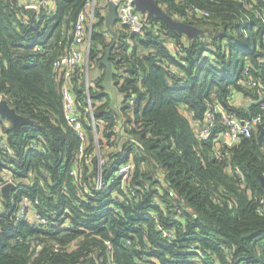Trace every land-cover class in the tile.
Segmentation results:
<instances>
[{"label": "trees", "instance_id": "16d2710c", "mask_svg": "<svg viewBox=\"0 0 264 264\" xmlns=\"http://www.w3.org/2000/svg\"><path fill=\"white\" fill-rule=\"evenodd\" d=\"M19 1L0 0V97L37 125L15 134L11 123L0 119V141H6V147H0V182L9 170L20 188L8 199L3 196L0 204V264H96L92 254L105 250V240H112L118 264H137L138 254L161 264H197L196 251L205 257L200 264H264V209L257 211L264 197L260 132L222 159L213 142L201 141L197 134L207 101H218L243 117L260 113L254 103L257 94L248 89L245 74L250 66L252 77L264 80L260 0H156L171 16L203 34L188 39L155 17L148 18L145 35L133 36L129 54L125 34L116 30L125 55L119 60L116 48L112 52L113 82L120 101L131 92L139 96L133 113L121 111L120 133L110 130L118 115L111 106V92L104 87L106 69L101 64L110 35L105 16L97 13L90 62L100 70L93 80V107L96 119L107 122L103 143L117 151L121 148L111 153L105 178L114 162L132 159L131 185L144 187V201L133 198L121 203L118 213L107 209L100 195L89 199L70 175L81 138L65 119L62 83L54 67L73 40L88 0H54L51 15L41 10L34 16ZM194 9L209 16H196L190 12ZM250 37L255 49L246 53L247 64L233 71L226 59L236 46H247ZM83 75L74 78L75 96L91 142L89 153L94 133L83 113ZM123 76L129 79L120 86ZM235 94L248 104L233 105ZM37 135L43 139L41 149L30 146ZM124 136L127 141L122 143ZM83 173L85 178L94 177L97 162L91 168L84 166ZM89 186L93 187L91 181ZM24 198L39 200L38 209L49 225L16 220ZM63 221L72 227L57 231L54 223ZM56 243L74 248L56 252Z\"/></svg>", "mask_w": 264, "mask_h": 264}, {"label": "built area", "instance_id": "2783aa9c", "mask_svg": "<svg viewBox=\"0 0 264 264\" xmlns=\"http://www.w3.org/2000/svg\"><path fill=\"white\" fill-rule=\"evenodd\" d=\"M29 1L33 3L34 6H29L28 3V6L26 5V9L28 7H35V15L41 10H47L48 15H51L55 9L54 0ZM238 1L242 2L243 0ZM110 2H114L118 6V21L116 26L121 28L122 32L125 34L123 38L124 42L129 45V47H127V53L129 54V52L133 50L131 48L133 46V36L135 34L141 36L145 35L147 21L149 18L147 15H143L137 11L134 0H88L76 23L73 40L67 46L65 55L59 58L54 67L55 72L59 76L62 83L61 92L63 97L65 119L69 126H71V128L81 138L79 154L70 175L81 185V187L84 188L89 199L100 195V198L102 199L99 200L104 199L106 201L107 209L112 208L118 213L121 203L132 201L133 198H138L144 201V187L131 185V182L134 179L135 169L132 159L125 163H117L118 165L114 162L112 167L113 171L109 174V178H105L104 167L107 163L109 164L111 162V153L115 151L116 153H119L121 152V148L117 151L115 147H111L110 143H103L101 134L107 126V122L96 119L92 100V89L95 87V83L93 81L94 78H91L89 73L95 68L94 65H91L90 56L92 49L91 38L93 28L97 22V13L101 12L105 16V12L107 11ZM260 2L261 9L259 10L258 15L264 22V0H260ZM190 12L196 16H209L207 12L200 9H194ZM115 48L117 51L116 53L120 54L119 60H122L121 54L123 53L121 49L123 48V45L120 43L116 44ZM247 67L248 68L245 73L247 77L246 85L248 89L254 90L257 94V99L254 103L259 107L260 113L243 117L237 111H228L224 108L223 104L218 101H214L213 103L207 101V109L204 115V120L197 129L198 138L201 141H212L214 144V152L217 153L221 159L224 157L229 158L232 148L238 146L244 139L251 138L255 133H259L260 125L264 123V80L253 78L250 73V66ZM126 68L127 67L124 65L121 67V70L124 71ZM77 73L84 74L83 87L86 95V106L83 108V113L90 121L88 127L94 133V147L89 153H87V149L89 148L91 142L86 138L87 132L85 123L82 120L80 108L77 104L75 96L76 85L74 78ZM123 79L125 81V79H129V77H120V86L123 83ZM138 99L139 96L134 92L130 93V97H128L127 100L120 101L119 96L117 107L120 112V116H118L115 124L111 127L110 130L112 132L115 131L120 133V129L124 126V116H122L121 111L127 109L128 112L133 113ZM237 99L238 98L234 97L231 103L233 105L238 104ZM0 100H2L1 97ZM124 138L127 141L126 136L122 137V141ZM42 140V137L37 135L35 137V141H33L30 146L35 149H41ZM0 147L1 149L6 147V141L3 138L0 141ZM130 147L132 146H127V148ZM123 148L125 149V147ZM83 161L85 163L82 166L80 163ZM94 162H97V173L94 177H92L91 174H87L85 178V174L83 173L84 166L91 168ZM236 170L240 173L239 168ZM89 181H91L93 185L92 188L89 186ZM7 184H14L16 186V189L11 193H17L20 190L16 184L15 175L9 172V170H6L4 172V180L0 182V204H2L4 199H2L4 196L2 192L3 187ZM39 203V200L32 201L29 198H24L19 210L15 214L16 220L19 222L29 221L35 226L38 225L45 228L50 224V222L49 219L38 209ZM263 209L264 197L260 199L257 211L262 212ZM54 226L58 231L60 229L72 227V223L69 221H63L62 223H54ZM165 235L172 238L170 233H166ZM127 244L130 245L131 241L127 240ZM53 246L54 251L56 252H62L63 250H67V248H74L73 244L66 247L56 243ZM105 247V250L92 254L96 259V264H118L115 261L116 252L112 240H105ZM191 247V250L194 249V246ZM196 252L199 253L200 258H195L197 264L205 261L204 255L199 251ZM136 262L137 264H161L158 259L148 258L143 254H138Z\"/></svg>", "mask_w": 264, "mask_h": 264}, {"label": "water", "instance_id": "95a60500", "mask_svg": "<svg viewBox=\"0 0 264 264\" xmlns=\"http://www.w3.org/2000/svg\"><path fill=\"white\" fill-rule=\"evenodd\" d=\"M137 11L143 15H147L149 18L155 17L157 20L162 21L171 30L185 35L188 39H194L203 34V30L190 25L186 22L180 21L173 16H171L167 11L162 8L156 0H134ZM27 11L34 16L36 13L35 7H28ZM118 21V6L114 2H110L107 11L105 12V27L107 33L111 37V43L108 47L101 64L106 69V75L104 79V87L112 95L111 106L113 110L120 116L117 104L119 100V93L117 87L113 83V78L115 75L114 67L111 61L112 52L117 44L119 34L116 31V24ZM0 117L2 120L8 121L12 125V129L15 134H18L22 127L37 125L34 120L22 116L17 113V111L12 108L9 103L2 99L0 100ZM260 134L258 136L259 142H264V123L260 125ZM125 142V138L122 143ZM262 186L264 188V178L262 179ZM16 189L14 184H7L3 187V194L6 199L10 197L12 191Z\"/></svg>", "mask_w": 264, "mask_h": 264}, {"label": "rangeland", "instance_id": "374dc122", "mask_svg": "<svg viewBox=\"0 0 264 264\" xmlns=\"http://www.w3.org/2000/svg\"><path fill=\"white\" fill-rule=\"evenodd\" d=\"M116 30H119L120 32L122 31L121 28H119L118 26H116ZM123 33V32H122ZM109 42L111 43V37L108 38ZM247 46H242V45H238L235 47V51L232 55H228L226 61L227 63L232 62L233 64V71L237 70L238 68H240L243 64H247L248 62V55H246V53H251L254 51L255 49V40L250 37L249 39L246 40ZM99 66H95V68L93 70L90 71L89 76L91 78H96L98 72H99ZM239 107L243 106V102L238 100V104Z\"/></svg>", "mask_w": 264, "mask_h": 264}, {"label": "crops", "instance_id": "0c3cea01", "mask_svg": "<svg viewBox=\"0 0 264 264\" xmlns=\"http://www.w3.org/2000/svg\"><path fill=\"white\" fill-rule=\"evenodd\" d=\"M19 3H20L21 5H27V4L29 3V4H28L29 6H31V5L34 6V4L31 3L29 0H20ZM28 5H27V6H28ZM234 97H235V98H238L237 100L242 101V102H243V106H245L246 104H248V103H246V99H245V98L240 97L239 95H236V94L234 95Z\"/></svg>", "mask_w": 264, "mask_h": 264}]
</instances>
